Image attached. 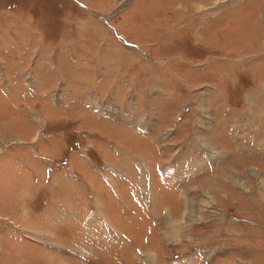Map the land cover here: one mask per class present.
I'll return each instance as SVG.
<instances>
[{"label": "rangeland", "instance_id": "374dc122", "mask_svg": "<svg viewBox=\"0 0 264 264\" xmlns=\"http://www.w3.org/2000/svg\"><path fill=\"white\" fill-rule=\"evenodd\" d=\"M0 264H264V0H0Z\"/></svg>", "mask_w": 264, "mask_h": 264}]
</instances>
